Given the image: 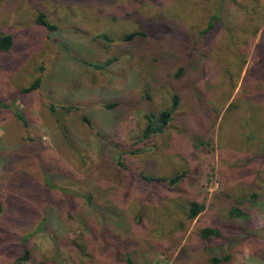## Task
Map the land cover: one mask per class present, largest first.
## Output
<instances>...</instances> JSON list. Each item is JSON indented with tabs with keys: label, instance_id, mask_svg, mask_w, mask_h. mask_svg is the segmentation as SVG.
<instances>
[{
	"label": "rangeland",
	"instance_id": "374dc122",
	"mask_svg": "<svg viewBox=\"0 0 264 264\" xmlns=\"http://www.w3.org/2000/svg\"><path fill=\"white\" fill-rule=\"evenodd\" d=\"M5 35L0 264H264V0H0Z\"/></svg>",
	"mask_w": 264,
	"mask_h": 264
},
{
	"label": "trees",
	"instance_id": "16d2710c",
	"mask_svg": "<svg viewBox=\"0 0 264 264\" xmlns=\"http://www.w3.org/2000/svg\"><path fill=\"white\" fill-rule=\"evenodd\" d=\"M219 1L222 2L223 0H219ZM247 4H249V3H247ZM257 8H255V9H257ZM242 9H243V7H242ZM220 21H222V19L220 17V7L218 6V9L210 17L208 23L206 24V27L199 33V35L200 36H206L207 34H210L211 31L213 30V28L215 27L216 22H220ZM36 22H37V24L43 26L45 29H47L49 31H53L55 29V27L53 25L49 24L45 20L43 14L38 15ZM225 25H227V24H225ZM229 27H230V25H228V27H227L228 30H229ZM148 36L149 35L146 31L137 30V31L129 34L128 36H126L125 40H126V42H128V41L138 42V41H143L144 38L147 39ZM99 37L102 39H105L106 41H110V39L104 34H101ZM12 46H13V41H12V37L10 35H5V36L0 37V51L9 52L11 50ZM216 54L219 56L218 58L220 59L219 51L216 50ZM159 55H160V53H159ZM228 56L229 55H225L226 58ZM95 68L99 69L100 67L95 65ZM224 68H226V66ZM183 72H184V68L182 65H180L178 72L175 75V78L180 79ZM259 74L261 76L260 78L264 77V72H262V73L259 72ZM38 85H39V80L36 79L34 84L32 86H30L29 88H27L24 92H31L34 89H36V87ZM178 102H179L178 97L176 95H174L172 97V104H171V108L169 110H163L157 116H154V115H147L146 116V122L147 123H146L145 129L143 131V135H142V137L144 139H149L153 135L163 133V131L168 126V124L171 120L172 114L175 111V109L178 105ZM106 107L110 109L113 106L107 105ZM67 110H69V108ZM17 116L20 118L21 121L23 120V117L20 115L19 112H17ZM85 121L87 124H89V121H88V119H86V117H85ZM184 175H185L184 173H180V174H176L170 178H155V179L144 178V177H142V178L149 183H152V182L158 183V184L166 183L168 186H174L177 183H180L182 181V179L184 178ZM0 209H1V207H0ZM203 210H204L203 205H199L198 203L193 202V203H191L190 208H189V217L191 219H194ZM231 214L235 217H238V218L244 217L242 212L239 211V209H237V208L233 209ZM200 237L204 241H208L212 238H215V239L219 238L220 233L217 229L204 228L203 230L200 231ZM27 239L28 238L23 240V255L17 260L16 264H21L22 262L27 261L29 258V249L26 247V240ZM210 262L217 263L218 260L214 258V259H211Z\"/></svg>",
	"mask_w": 264,
	"mask_h": 264
}]
</instances>
